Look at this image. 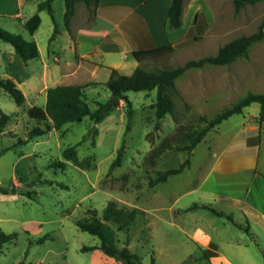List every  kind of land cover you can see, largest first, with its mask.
<instances>
[{
    "label": "rangeland",
    "instance_id": "obj_1",
    "mask_svg": "<svg viewBox=\"0 0 264 264\" xmlns=\"http://www.w3.org/2000/svg\"><path fill=\"white\" fill-rule=\"evenodd\" d=\"M42 1L45 0H30L20 7V15L15 16L18 7L15 10L14 5L18 0H0V26L26 40L36 41L45 59L58 50L63 51L64 59L71 60L73 51L65 41V0H53L54 18L48 10L39 12L42 23L33 35L25 26L38 12V4ZM197 1L202 4L200 11L207 12L209 28L199 35L197 27L190 28L183 20L182 28L176 33L185 41L175 44L173 53L143 61L141 67L146 70L175 68L191 59L213 56L232 40L258 32L264 23V0L248 3L239 11L234 0H186V13L197 5ZM167 2L150 0L148 3L158 20L164 17ZM76 7L78 19L81 15L82 22L92 24L96 13L93 6L89 8L79 2ZM56 27L60 35L58 41L51 42ZM195 37L199 39L194 41ZM89 47L95 50L91 57L93 62L101 64L96 76L91 70L85 76L86 81L98 82L87 90V101L95 110L96 102L106 103L111 98L110 90L102 84L108 80L110 69L102 64L112 62L115 54L102 56L99 47ZM127 61L133 63L134 60L128 58ZM39 69L38 59L25 64L14 47L0 39V79L13 78L26 96L25 103L19 106L0 87V108L9 115L8 124L0 130V188L9 190L7 194L0 192V230L7 234L17 233L15 240L0 249V264H114L115 259L100 249L82 250L85 246L99 245L100 240L82 231L77 224L90 217L92 211L102 217L110 201L128 208L138 207L147 213L137 217L129 232L119 231L111 224L118 246H128L144 264H152V260L155 264H211L190 258V255L200 256L198 244L190 237L196 228L215 236L241 238V250L228 255L236 264H264L262 226L238 212L231 215L244 227L250 224L253 233L250 235L228 217L214 212L229 210L231 203L223 199L230 195L233 183L244 186L250 182L247 171H243V176L227 171L232 164L227 162L231 155L247 151L248 147V152L257 156L255 166L264 171L261 104L253 103L242 114L224 121L191 154L169 151L161 157L156 169L145 165L152 147L174 133L178 124L202 127L204 123L199 120L200 116L212 118L249 93L264 92V40L251 45L246 56L229 64L190 69L180 76L175 82L176 90L169 92L175 105L174 112L163 119L156 116L157 90H153L128 92L132 105L121 102L99 124L89 117L82 123L66 124L61 129L53 128L48 119L38 122L30 117L29 111L33 106H45L43 90L56 83L45 78L49 82L42 87ZM86 69H80L76 74L82 75ZM123 72L132 74L129 69H123ZM130 110L131 118L128 116ZM38 126L50 131L29 139V132ZM258 136L261 145L248 142L253 138V142H260L256 139ZM74 146L79 159L91 162L90 168H80L63 158V151ZM121 146L126 149L123 164L110 171ZM188 158L191 165L181 174L150 186V179L158 172L178 168ZM60 161L66 166H54ZM218 161L220 166L216 167ZM260 181L264 184V180ZM258 186L260 184L255 182L254 187ZM203 204L214 211L203 208ZM195 205L200 207L193 208ZM179 209L184 212L179 213ZM182 228L190 235L182 232ZM42 238L45 240L38 243Z\"/></svg>",
    "mask_w": 264,
    "mask_h": 264
},
{
    "label": "trees",
    "instance_id": "obj_2",
    "mask_svg": "<svg viewBox=\"0 0 264 264\" xmlns=\"http://www.w3.org/2000/svg\"><path fill=\"white\" fill-rule=\"evenodd\" d=\"M256 1L257 0H234V3L237 11H239L246 4H253ZM79 2H84L89 8L93 6L94 12H96V9L99 6V0H65L66 11L64 18L69 30L71 20L76 13V5ZM52 3L53 0L40 2L38 4V12L25 23L27 30L32 35L39 29L42 23V18L39 15V12L48 10L54 18ZM184 3L185 0H171L168 10L169 29H179L183 25ZM209 25L210 23L207 20L205 13L199 11L194 24L199 30V35H202L203 32L209 28ZM58 32L59 30L56 27L51 40L56 38ZM0 39L11 44L25 64L30 60L40 57V50L36 41L26 40L22 35L10 32L1 26ZM198 39L199 37H195L194 41H197ZM261 40H264V23L258 32L232 40L222 46L218 53L213 56L191 59L183 65L175 68L164 67L157 70H146L141 67V63L146 60H157L173 53L175 50L174 45L168 44L158 48L137 50L133 52V56L139 63V66L131 75L121 74L117 69H112L108 81L104 83L111 92V98L106 103L96 102L98 106L97 109H91L87 101V90L98 83H90L86 85H59L48 88L45 106H33L29 111V115L38 122H43L47 119L50 120L53 128L56 129H61L66 124L82 123L87 117H89L94 123L99 124L110 115L112 110L118 108L122 101L126 102L129 106L132 105V102L127 96L128 92L157 90V100L154 103V109L156 110L157 118L163 119L168 114H173L174 112L175 105L169 92L171 89L176 90L175 82L180 76L190 69L202 68L207 65L221 66L229 64L240 56H246L250 46ZM0 87L7 91L19 106L25 103L26 96L13 78L0 79ZM253 103L261 104L259 118L261 122H264V92L249 93L239 99L236 103L224 108L212 118L200 116L199 120L204 123L202 127H195L190 123L178 124L174 133L167 135L157 146L152 147L151 152L146 158L145 165L149 169H156L161 157L169 151L188 152L191 154L211 131L217 129L220 124L234 115L242 114L244 109ZM128 116L131 118V110L128 112ZM8 121L9 115L0 108V130L8 124ZM49 131V128L43 129L38 126L29 132L28 138L33 139L35 137L43 136ZM259 138V136L256 138L257 141H260ZM23 142L21 141V143ZM125 152L126 149L124 146H121L118 149L116 158L110 166V171L122 166ZM63 158L67 161L73 162L80 168L91 167V162L89 160L79 159L76 152V146L66 148L63 151ZM190 165L191 160L188 158L178 168H171L158 172L155 177L150 179L149 184L151 187H154L159 183L166 182L169 177L181 174L185 169L190 167ZM54 166L65 167L66 163L60 161L55 163ZM0 192L7 194L9 193V190L0 188ZM203 208L213 210L208 205H204ZM214 212L219 216L228 217L237 227L242 230L246 229V232L253 235V233L250 232L251 227L249 223H247V227H244L243 224L234 221L231 215H226L224 212ZM141 214L146 216L147 213L138 207L128 208L120 206L116 201H110L107 204L102 217H99L97 211H92L90 217L79 220L77 224L82 231L88 232L97 237L100 240V244L96 246H85L82 250L92 251L100 249L108 256L115 259L114 264L117 262L121 264H144L139 255L132 252L128 246L122 248L118 246L116 232L111 226V224H114L119 231L129 232L137 217ZM16 238L17 233L7 234L0 230V249ZM44 240L45 239L42 238L37 242L40 243ZM203 252L208 259L216 255L215 252L209 249H204ZM152 264H155L154 260H152Z\"/></svg>",
    "mask_w": 264,
    "mask_h": 264
},
{
    "label": "crops",
    "instance_id": "obj_3",
    "mask_svg": "<svg viewBox=\"0 0 264 264\" xmlns=\"http://www.w3.org/2000/svg\"><path fill=\"white\" fill-rule=\"evenodd\" d=\"M29 2L30 0H18L17 5L13 6L15 10L18 7L15 16H19L20 7L23 8ZM149 2L150 0H99V6L96 9L92 24L82 22L80 20L81 15H79L78 19V7H76V13L71 20L70 30L67 28L65 32V41L73 51L74 56L71 60L68 58L64 59L62 57L63 51L57 50L53 52V56L48 55L47 59H45L40 51V57L37 59L40 62L39 75L42 79V87L49 80L52 82L56 81L50 87L98 83L96 81H86L85 78L90 70L96 76V70L101 65L94 63L91 59L95 50L89 46L96 45V47H99L102 56L108 53L115 54V57L111 60L112 62H104L102 64L110 69L109 79L112 69H117L121 74H124L123 69H129L132 73L135 71L139 63L133 56L134 51L158 48L168 44L175 45L185 41V38L177 35L178 29L172 30L168 28V10L171 1L169 3L168 0L167 4H165L166 12L161 20H158L156 14L148 8ZM196 4L189 13H186V0L184 3L183 20L190 28H194L197 14L202 10V4L199 1ZM206 17L210 23L208 15ZM59 35L60 31L51 42L58 41ZM128 58H132L134 60L133 63H129L127 61ZM83 68H87V72L77 75L76 72ZM45 78L49 80L45 81ZM107 81L102 82V84ZM50 87L43 90L44 95L46 94V100L47 90ZM252 128L257 129L255 127ZM253 139H249L248 142L261 145V141L253 142ZM227 152L228 150L224 152V155ZM256 158L255 154L248 152L247 147V151L242 150L239 154H233L227 159V162L233 164H231L230 169H227L228 172L243 176V171H247L251 178L250 182L247 181L244 186L243 183H233L231 185L230 195L225 196V199H223L225 202L231 203L229 204L230 208L227 212H221L226 215H235V212H238L242 217L244 215L258 222L264 229V184L260 181V179L264 180V171L255 166ZM220 161L222 162V160ZM219 166L220 162L218 161L216 167ZM255 182H258L260 187L255 188ZM199 207V205H195L193 208ZM178 212L183 213L184 210L179 209ZM181 231L190 235L185 228H182ZM193 231L194 233L190 237L195 244H198L200 256L194 258L190 255V258L195 259L196 262L206 260L211 264H236L234 258L228 255L233 253V251L241 250L240 248L243 247L241 238L234 235L230 236V238L215 236L200 228H196ZM223 248H227V250L224 251L222 250ZM204 249H209L215 252L216 255L208 259L204 255ZM185 264H190V262Z\"/></svg>",
    "mask_w": 264,
    "mask_h": 264
},
{
    "label": "built area",
    "instance_id": "obj_4",
    "mask_svg": "<svg viewBox=\"0 0 264 264\" xmlns=\"http://www.w3.org/2000/svg\"><path fill=\"white\" fill-rule=\"evenodd\" d=\"M123 102V101H122Z\"/></svg>",
    "mask_w": 264,
    "mask_h": 264
}]
</instances>
